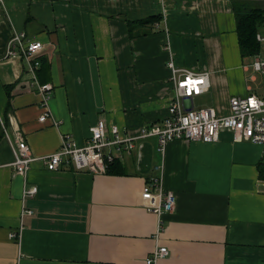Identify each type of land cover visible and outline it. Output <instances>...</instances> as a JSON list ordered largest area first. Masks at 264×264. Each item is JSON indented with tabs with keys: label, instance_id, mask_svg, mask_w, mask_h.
Returning a JSON list of instances; mask_svg holds the SVG:
<instances>
[{
	"label": "crops",
	"instance_id": "crops-1",
	"mask_svg": "<svg viewBox=\"0 0 264 264\" xmlns=\"http://www.w3.org/2000/svg\"><path fill=\"white\" fill-rule=\"evenodd\" d=\"M257 4L3 0L2 129L12 139L25 138L38 158L57 152L62 135L86 146L101 120L137 135L169 116L171 59L178 68L210 74V88L193 98L194 109L226 116L232 98L264 94L253 67L264 57V43L255 55L243 54L236 13L240 5ZM150 18L154 23H143ZM15 32L45 46L36 76L40 85L54 87L49 110L27 61L8 55ZM46 113L50 117L41 122ZM118 160L125 174H94L74 165L50 171L36 161L22 176L4 134L0 264H147L162 246L169 255L157 264H264V145L235 142L222 130L214 143L174 141L165 154L156 139L140 141ZM159 175L177 199L175 209L161 216V229L158 215L141 203L144 187ZM33 187L37 195L25 198Z\"/></svg>",
	"mask_w": 264,
	"mask_h": 264
},
{
	"label": "built area",
	"instance_id": "built-area-1",
	"mask_svg": "<svg viewBox=\"0 0 264 264\" xmlns=\"http://www.w3.org/2000/svg\"><path fill=\"white\" fill-rule=\"evenodd\" d=\"M242 1H253L264 5V0ZM2 3L3 0H0V5ZM257 41L264 43V15L263 32L257 35ZM44 47L41 41L29 38L27 33L15 32L8 43V55L27 61L44 106L46 110H49L48 104L54 87L51 84L40 85L36 76L41 65L38 58ZM253 67L256 72L264 73V57L258 56ZM168 68L172 74L170 82L174 85L173 99L168 108L169 116L163 122L143 127L137 135L125 134L118 126H108L101 120L91 129V139L86 146L79 147L71 135H62L61 147L57 152L38 158L33 156L25 138L18 136L12 139L4 125L3 131L12 147L13 167L17 174L27 175L36 161H43L50 171H58L74 165L79 171H90L94 174L106 173L109 163L121 160L125 154H131L140 141L156 139L160 152L165 154L167 146L174 141L214 143L218 141L222 130L230 131L235 142L264 145V94L232 98L230 113L226 116H219L214 109H190V100L209 90L210 74L194 73L178 68L173 59L168 62ZM49 117L46 113L40 121L46 122ZM37 193L38 188L33 187L27 189L24 196L32 198ZM141 203L147 211L158 215L161 229L163 228L161 216L175 209L177 199L174 192L165 189L164 178L159 175L152 177L144 187ZM11 237L16 238L17 235L12 233ZM168 255L167 247H158L146 263L157 264Z\"/></svg>",
	"mask_w": 264,
	"mask_h": 264
},
{
	"label": "trees",
	"instance_id": "trees-1",
	"mask_svg": "<svg viewBox=\"0 0 264 264\" xmlns=\"http://www.w3.org/2000/svg\"><path fill=\"white\" fill-rule=\"evenodd\" d=\"M264 5L254 6L240 5L236 8L238 21L239 43L243 54L255 55L260 50V43L257 41V34L263 25ZM156 18L144 21L145 24L154 23ZM158 19V18H157ZM4 137V131L0 122V139ZM126 173V168L119 160H115L107 165L106 174L122 175Z\"/></svg>",
	"mask_w": 264,
	"mask_h": 264
},
{
	"label": "rangeland",
	"instance_id": "rangeland-1",
	"mask_svg": "<svg viewBox=\"0 0 264 264\" xmlns=\"http://www.w3.org/2000/svg\"><path fill=\"white\" fill-rule=\"evenodd\" d=\"M262 49H263L262 51L264 52V44L262 45ZM257 75H258V77H259L260 80H264V74H262L260 72H257ZM194 103H195V106L196 107H199L198 105H199L200 101L198 99H195L194 100Z\"/></svg>",
	"mask_w": 264,
	"mask_h": 264
},
{
	"label": "water",
	"instance_id": "water-1",
	"mask_svg": "<svg viewBox=\"0 0 264 264\" xmlns=\"http://www.w3.org/2000/svg\"><path fill=\"white\" fill-rule=\"evenodd\" d=\"M192 102L191 108L190 109H194V105H193V99L190 100Z\"/></svg>",
	"mask_w": 264,
	"mask_h": 264
}]
</instances>
